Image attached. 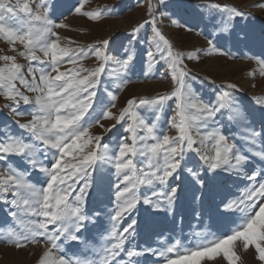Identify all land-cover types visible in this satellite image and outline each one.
<instances>
[{
    "label": "snow or ice",
    "instance_id": "snow-or-ice-1",
    "mask_svg": "<svg viewBox=\"0 0 264 264\" xmlns=\"http://www.w3.org/2000/svg\"><path fill=\"white\" fill-rule=\"evenodd\" d=\"M89 5L0 0V41L13 53L0 55L9 121L0 126V243L39 247L35 264H241V253L264 264V94L245 103L237 83L205 76L214 93L205 99L185 63L242 59L256 66L248 77L264 78V21L218 0H147L146 18L114 55L111 36L84 45L57 31L70 27L64 11L91 22L113 14ZM251 7L264 12V2ZM164 20L198 28L206 46L177 48ZM138 62L145 76L165 65L172 87L117 108ZM92 228L103 229L99 247L85 236ZM138 230L156 246L137 244ZM65 245L83 252L68 256Z\"/></svg>",
    "mask_w": 264,
    "mask_h": 264
},
{
    "label": "rangeland",
    "instance_id": "rangeland-1",
    "mask_svg": "<svg viewBox=\"0 0 264 264\" xmlns=\"http://www.w3.org/2000/svg\"><path fill=\"white\" fill-rule=\"evenodd\" d=\"M51 2L53 4H59L61 3V0H51ZM72 2H75V0H72ZM192 2L194 4L199 3V0H192ZM218 2L230 6H236L241 10L250 11L259 21H264V12L258 8L251 7L252 4L262 3L264 0H218ZM88 7H108L113 9V14L105 16L103 20L99 22H91L85 18L70 15L67 11H64V16L67 17L64 22L70 27L67 30L58 29L57 31L60 32L61 35L70 37L84 45L96 43L111 36L113 38V43L110 45V48L112 49L113 54L116 55L122 54L123 52L120 45L122 42L124 44L127 43V41L123 39L127 32L138 22H142V20L146 18L145 10L147 7V0H90V5ZM59 19H63V17H59ZM160 27L164 34L171 38L175 42L176 47L181 50H194L195 48L206 46L204 36L196 34V32L199 31L198 28L191 33H186L182 29L175 28V26L171 25L167 20H164ZM147 34H150V29L146 33L142 32L141 37L146 38ZM141 47L142 46L137 45V51H140ZM227 47H231V45L229 44ZM232 50L236 52V49L233 48ZM242 51L247 52V49H243ZM4 54L11 55L13 53L8 52L7 45L0 41V55ZM240 54V52H237V55ZM248 54L251 55L252 53ZM18 59L20 63H25L22 58ZM84 63L87 67H94L93 60H86ZM185 63L187 64L191 75L198 77L196 81H193V85L205 99H214V93L211 91V86H204L207 85V81L204 82V85H201L199 82L205 76L215 80L218 84L225 81L237 83L242 89L237 95L243 97L245 103H247V98L252 95L264 94V78L257 76L255 79H252L246 75L248 71L256 67L249 61L242 59L228 60L227 57H205L201 55L199 61L185 60ZM127 78L130 80V83L122 92L116 90L111 82L106 81L110 90L118 91L119 99L116 102L117 108L123 107L126 100L132 96L152 97L158 93L168 92L172 87L170 76L166 71L165 65L162 63L157 64L152 73L145 76L144 69L138 62L135 67L128 72ZM252 85H255V87H252ZM4 103L5 101L3 97H0V126L9 123V121L5 119L8 116V112L7 109H3L2 107ZM173 104V101H169L168 107H166L165 112L162 115L161 126L164 128H167V118L171 115V107ZM29 118L30 117H23L21 118V122ZM12 128L14 131H18V129H15L14 125ZM229 130V127L226 126L225 131ZM93 131L99 133L101 130L97 128ZM231 131L235 132L237 130L231 128ZM169 134H174V132H170ZM110 135L111 134H109V136ZM105 142H107V140ZM40 179H42V177H40ZM89 206L93 207L94 205L90 202ZM7 219L8 218L5 216L4 212L0 211V227L5 226L4 221ZM104 223L106 226V219ZM189 231L190 229L186 224L184 226L185 239L187 238ZM102 232V228H92L90 233H85V236L90 242H95L96 246L99 247L102 243ZM138 232L139 234L136 237L137 244H150L153 247L156 246V236L150 235L147 230H138ZM65 250L68 256L80 255L83 252V245L79 247L65 245ZM39 252L40 248L36 246H30L27 249L18 251L5 243H0V264H35ZM241 255V264H255L250 253H241ZM153 259L154 258L152 257L141 258V264H152Z\"/></svg>",
    "mask_w": 264,
    "mask_h": 264
}]
</instances>
